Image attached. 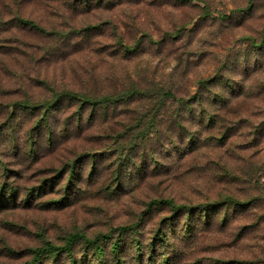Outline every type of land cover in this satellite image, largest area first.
Returning a JSON list of instances; mask_svg holds the SVG:
<instances>
[{
	"label": "rangeland",
	"instance_id": "374dc122",
	"mask_svg": "<svg viewBox=\"0 0 264 264\" xmlns=\"http://www.w3.org/2000/svg\"><path fill=\"white\" fill-rule=\"evenodd\" d=\"M72 1L0 0V264H255L264 254V0H117L91 12ZM64 87L135 94L96 118L70 107L51 126L42 107L16 105ZM157 92L171 100L157 107ZM190 98L181 137L178 111ZM152 107H162L157 131ZM206 111L215 119L202 127ZM170 133L175 147L194 139L182 156L161 151ZM225 195L262 203L224 207L209 223L199 210L150 204L174 198L195 210ZM73 233L82 237L69 243Z\"/></svg>",
	"mask_w": 264,
	"mask_h": 264
},
{
	"label": "trees",
	"instance_id": "16d2710c",
	"mask_svg": "<svg viewBox=\"0 0 264 264\" xmlns=\"http://www.w3.org/2000/svg\"><path fill=\"white\" fill-rule=\"evenodd\" d=\"M117 0H73L71 2V7L75 10H83L85 12H91L95 8L99 7H112L116 5ZM188 1V0H185ZM123 2V1H122ZM118 3V2H117ZM234 12V11H233ZM232 12V13H233ZM231 13V14H232ZM231 16V15H230ZM18 23L25 24L29 26V28H34V29H40V26L36 24L34 20L31 19H25V18H18L17 19ZM263 39H260L258 41H254L255 46H259L261 41ZM126 51H130V46H124ZM207 81V80H206ZM203 82V81H202ZM51 95L47 96L43 100H38V99H33L31 97H25L23 99H18L16 100V105L17 106H22L25 109H35L42 107L45 111L43 112L44 115H42V125L43 126H51V122L53 120L57 119V116L65 115L68 112V108H72L75 106V109L77 110V115L85 118V115L83 113L87 114L89 108L94 109V113L97 111V115L95 117L92 115V118L98 117L99 114H105L107 111L109 112V109L115 104L118 105L119 103H124L129 100H131L132 95L135 94L132 91L130 92H123L120 94H95V93H89V92H79L74 89L64 87L62 89L59 88H51ZM133 93V94H132ZM141 93V92H139ZM158 93V101L159 103L157 104V107L159 105L164 106L166 102L170 101L171 99L168 98L170 95L169 92H157ZM190 101H192V98L189 100L185 101L182 103L181 109L178 111L179 113V123L181 128L179 129V136H183L184 134H187L188 131L186 130V124L183 123L185 120H190L192 118H189L191 115L193 116V108L190 106ZM154 106V105H153ZM190 106V107H189ZM162 108V107H161ZM161 108L155 109L154 107L151 108L150 110V115L149 119L147 121H151L150 123V128H153L154 131L158 130V125L156 122L153 123V120H157V115H158V110L160 111ZM187 110H190V114H187ZM63 112V114H61ZM56 114V115H55ZM91 116V115H89ZM203 116H205V121L201 122L202 127H207V126H212L214 123V112L212 111H206L203 113ZM102 118V117H101ZM141 119V118H140ZM170 119V116H169ZM183 119V121H182ZM176 121V119H175ZM146 126V125H145ZM147 130H150L149 127H147ZM170 132L175 131L173 127H171ZM146 131H143V134ZM169 132V131H168ZM176 132V131H175ZM141 133V134H142ZM170 140L172 141V148L170 147H163L161 149L162 152H169L171 153V156L173 153L179 152L181 156L184 154V149L189 145L194 139L191 138V134H188L187 138V143L184 145H179L177 147L174 146V135L173 133L169 134ZM180 138V137H179ZM150 140V139H149ZM149 146H152V143H149ZM149 152H151V156H153L154 159V164L158 165V159L159 157L156 155V150L151 149ZM163 155V153H162ZM178 158V157H176ZM140 167V166H139ZM212 202V203H211ZM211 202H206V203H201L200 205L197 206V209L194 210V206H189L187 205L184 209L185 204H179L175 201L174 198H156L154 199L150 204L153 205H159V204H165L170 206L174 211L178 212H185L188 214H194L196 210L201 211V215H203L206 218V223H209L211 219L214 217L215 214L219 213L220 209L224 207H230L233 206L236 210L238 209H253L257 208L259 203H262V201H259V197L253 196L250 197L249 199H239L234 197L233 195H225L219 199L213 200ZM194 207V208H193ZM258 223V222H257ZM253 226H258V224L253 225ZM162 240V238L166 235H161L160 233H157ZM82 237L80 233H73L70 235L69 243L77 240L78 238ZM164 240V239H163ZM68 243V245H69ZM51 246V245H50ZM52 247V246H51ZM50 248V247H49ZM114 250H118L117 244L114 245ZM39 251V249H38ZM217 264H242L246 263L247 260H238V259H221L218 258ZM255 264H264V254L262 257L254 261ZM201 264H205L202 262ZM213 264V263H212Z\"/></svg>",
	"mask_w": 264,
	"mask_h": 264
}]
</instances>
